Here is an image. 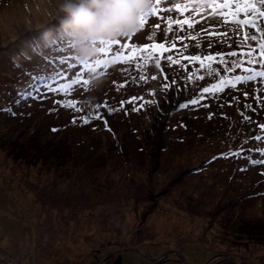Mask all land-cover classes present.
<instances>
[{
  "label": "rangeland",
  "instance_id": "obj_1",
  "mask_svg": "<svg viewBox=\"0 0 264 264\" xmlns=\"http://www.w3.org/2000/svg\"><path fill=\"white\" fill-rule=\"evenodd\" d=\"M194 2L161 0L143 29L119 39L130 45L125 55L133 44L170 49L153 51L145 83L139 56L89 72L62 36L44 44L41 32L57 27L59 0H0V264H112L120 254L123 264H264V163H252L264 160V139H255L264 137V80L202 92L246 75L243 68L264 71L241 55L260 60L264 36L241 43L243 31L209 15L211 8L175 7ZM184 20L193 26L181 30ZM192 55L215 56L212 71L184 59ZM60 71L102 76L98 90L77 86L70 97L83 112L61 107L56 101L65 97L46 89L27 95L34 75ZM104 101L115 111L79 119ZM42 141L51 146L44 163L19 160L11 148L40 156ZM239 227L263 239H246Z\"/></svg>",
  "mask_w": 264,
  "mask_h": 264
},
{
  "label": "snow or ice",
  "instance_id": "obj_2",
  "mask_svg": "<svg viewBox=\"0 0 264 264\" xmlns=\"http://www.w3.org/2000/svg\"><path fill=\"white\" fill-rule=\"evenodd\" d=\"M161 4V0H152V8L151 11L140 18V29H143L146 24L149 23V17L155 16L158 11H161L162 9L159 7ZM177 11H180L182 8H193L194 11L198 12L200 9L203 8H211L212 12L209 13L211 16H222L224 17V23L226 25L230 26H236V31L239 33L243 31V43L244 41H247L249 39L254 40L256 38L255 33L259 32L262 36H264V23H259L258 20L261 18H264V0H195L192 4L187 5H181L176 4L175 5ZM217 9H220V11H217ZM172 22L169 21V24ZM181 25L184 23H188V27L191 28L193 25L188 20L184 21H177ZM156 27H159L157 25ZM247 29H255L254 32L249 34V31ZM169 30L170 27H169ZM225 35V34H221ZM128 39H132V36L127 37ZM192 39H196V37H192ZM63 40L60 41H53L52 43L54 45L58 43H62ZM113 45H120V49L116 50L115 55L111 57V59L108 58L109 52L113 51ZM70 48V45H67ZM173 47L175 44L173 43ZM130 45L127 43L121 44L120 40H116L112 43H109L107 45L102 46L99 49L100 58H98L94 63L95 67L90 64H84L85 71L89 72H95L96 67H99L101 65L107 66L108 64H115L118 62L127 63L133 55L139 56L140 59L144 61L143 64L137 63L136 68L141 72V75L139 77L140 80L147 82L146 77L144 75V69L145 65H148L150 61L153 59V51L157 49H163L164 51H169L170 49L166 48L163 43L156 45H151L150 49L141 50L135 47L133 44L131 46V52L128 55H125L123 50L129 49ZM259 48L261 50V53L264 54V42H261L259 44ZM220 56L221 63L224 62L223 54H217ZM230 56H236V52H230L228 53ZM241 55H246L248 59V63H257L262 68H264V55H262V58L260 60H253V52L248 51L247 53H241ZM161 58L162 55H161ZM167 59L172 63H178V61L174 60L173 57L169 56ZM184 59H188L189 61L198 62L202 67H207V69L211 72V64L215 61L216 57L213 55H207L201 58L197 55H192L188 57H184ZM205 61L208 62V65H205ZM61 65L66 64L65 60L60 61ZM155 66L159 69L160 68V60L157 59L155 61ZM47 69H45L46 71ZM243 71L246 73V75H236L235 79H228L225 81H221L220 83L213 85L211 88L204 87L202 89V92L215 94V91H222L223 87L225 85L230 87H236L239 83H247L249 81H252L254 79L260 78L261 80H264V71H253L251 68H243ZM102 75H108L107 72L103 73ZM57 77L64 80V83L56 84ZM204 77L201 76L200 79H203ZM151 79L155 80L157 79L156 75H152ZM53 85H56L55 87ZM77 86H82L83 91L87 93L89 88V80L88 79H81L79 76V73H77L73 78H69L64 76L63 71L56 72L53 75H46L41 76L39 74L34 75L32 79L28 82V88L31 89V92L27 93V95L31 96L32 93H36L37 96H46V92H42V89H46L48 92H53L57 95H63L65 99L56 101L61 105V107L69 108L74 111L83 112V108L78 106L76 103V100L74 98H70L73 96V93L78 91ZM125 85L121 84L118 85V88H122ZM165 91H167V87L165 86ZM150 95H154V93H149ZM36 98V97H33ZM149 103H155V101H149ZM191 103L195 104L197 103L196 100L191 101ZM187 105H180L181 108L186 107ZM106 108L109 112L115 111V109H112L108 104L107 101L98 103L94 106V109H91L87 114L82 115L79 117L83 121V123H89L92 119H102V114L99 112V109ZM3 110V109H0ZM139 110V109H134ZM243 115V114H242ZM76 117L73 118V123L76 122ZM245 120H248L249 117L244 116ZM262 130H264V125L260 126ZM55 131V129L53 130ZM255 139L261 140L264 139V137L256 136ZM232 155H240V152H234ZM261 155L264 156V150L261 151ZM227 156V154H226ZM253 164L258 163H264V160H253Z\"/></svg>",
  "mask_w": 264,
  "mask_h": 264
},
{
  "label": "clouds",
  "instance_id": "obj_3",
  "mask_svg": "<svg viewBox=\"0 0 264 264\" xmlns=\"http://www.w3.org/2000/svg\"><path fill=\"white\" fill-rule=\"evenodd\" d=\"M152 8V0H59L57 27L41 32V41L51 44L62 36L73 57L81 64L94 62L99 49L140 30V18ZM104 83L101 75L89 78L91 90Z\"/></svg>",
  "mask_w": 264,
  "mask_h": 264
},
{
  "label": "trees",
  "instance_id": "obj_4",
  "mask_svg": "<svg viewBox=\"0 0 264 264\" xmlns=\"http://www.w3.org/2000/svg\"><path fill=\"white\" fill-rule=\"evenodd\" d=\"M36 140H37V138H36ZM13 144L16 145L15 143H13ZM36 146H37V149H38V152H39L40 156H38V154H36V153H32L30 155L28 154L26 157L25 156L22 157V156H19V152H20V154H22L24 151H22V149L20 147H15L14 146V147H11V148L12 149H15L14 153L17 154V157L16 158L19 159V160H23V161H35V162L38 161V160H41L40 163H44L45 161L48 162L47 161V160H49L47 158L48 154H45L44 151L51 148L49 142L48 141L38 142ZM46 148H48V149H46ZM52 148H54V150L57 151L56 150L57 147H52ZM23 150H24V148H23ZM241 225H244V224H241ZM247 228L246 227H244V228L243 227H239V230L240 229L243 230L242 233H244V235H246L245 236L246 239H253V237H254V239L258 240L259 242H260L261 239H263V235L253 234V232L256 233L255 232L256 230H252V228H250V227H249L250 229H247ZM256 236H258V237L255 238ZM112 264H123V256H122V254H120L115 259V261H113Z\"/></svg>",
  "mask_w": 264,
  "mask_h": 264
},
{
  "label": "bare ground",
  "instance_id": "obj_5",
  "mask_svg": "<svg viewBox=\"0 0 264 264\" xmlns=\"http://www.w3.org/2000/svg\"><path fill=\"white\" fill-rule=\"evenodd\" d=\"M5 172V171H4Z\"/></svg>",
  "mask_w": 264,
  "mask_h": 264
}]
</instances>
